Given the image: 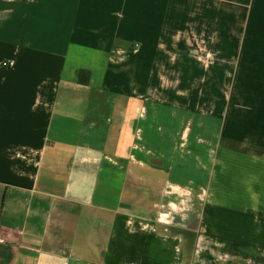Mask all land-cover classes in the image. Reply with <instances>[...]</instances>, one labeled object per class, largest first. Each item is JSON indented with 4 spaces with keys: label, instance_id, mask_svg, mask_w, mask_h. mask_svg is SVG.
<instances>
[{
    "label": "crops",
    "instance_id": "crops-1",
    "mask_svg": "<svg viewBox=\"0 0 264 264\" xmlns=\"http://www.w3.org/2000/svg\"><path fill=\"white\" fill-rule=\"evenodd\" d=\"M0 233V264H264V0H0Z\"/></svg>",
    "mask_w": 264,
    "mask_h": 264
},
{
    "label": "clouds",
    "instance_id": "clouds-1",
    "mask_svg": "<svg viewBox=\"0 0 264 264\" xmlns=\"http://www.w3.org/2000/svg\"><path fill=\"white\" fill-rule=\"evenodd\" d=\"M175 194L177 197H182L180 199L179 204H177L175 201L169 200L167 207L171 209L172 212H179L182 210V206H187V197L191 195L190 190L186 188H181L179 185L172 186L171 192H166L165 195L171 196ZM163 207V206H161ZM171 215V212H160L159 213V219L162 222L167 221V218Z\"/></svg>",
    "mask_w": 264,
    "mask_h": 264
},
{
    "label": "built area",
    "instance_id": "built-area-1",
    "mask_svg": "<svg viewBox=\"0 0 264 264\" xmlns=\"http://www.w3.org/2000/svg\"><path fill=\"white\" fill-rule=\"evenodd\" d=\"M7 63H4L3 66H7ZM0 243H5V239L2 238L1 233H0Z\"/></svg>",
    "mask_w": 264,
    "mask_h": 264
},
{
    "label": "trees",
    "instance_id": "trees-1",
    "mask_svg": "<svg viewBox=\"0 0 264 264\" xmlns=\"http://www.w3.org/2000/svg\"><path fill=\"white\" fill-rule=\"evenodd\" d=\"M84 72V71H83ZM82 71L79 73V75L81 74V73H83Z\"/></svg>",
    "mask_w": 264,
    "mask_h": 264
}]
</instances>
